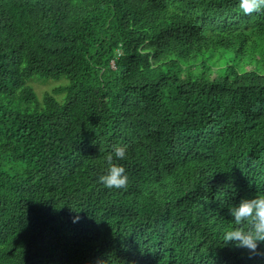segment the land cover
<instances>
[{"label":"trees","instance_id":"16d2710c","mask_svg":"<svg viewBox=\"0 0 264 264\" xmlns=\"http://www.w3.org/2000/svg\"><path fill=\"white\" fill-rule=\"evenodd\" d=\"M217 50L236 63L196 66ZM34 76L68 84L37 102ZM114 145L120 190L98 182ZM261 194L264 8L0 0V264H264L223 243Z\"/></svg>","mask_w":264,"mask_h":264},{"label":"clouds","instance_id":"9594fccd","mask_svg":"<svg viewBox=\"0 0 264 264\" xmlns=\"http://www.w3.org/2000/svg\"><path fill=\"white\" fill-rule=\"evenodd\" d=\"M238 6L244 14H250L264 8V0H238ZM127 146L114 145L105 157L106 171L98 177V182L107 189H124L128 183L125 168L114 162L127 157ZM232 221L237 226L223 233V243L233 242L237 247L245 248L255 254L258 246L264 242V194L251 199H241L229 208ZM74 217L73 222H78ZM249 225L244 228L243 225Z\"/></svg>","mask_w":264,"mask_h":264},{"label":"rangeland","instance_id":"374dc122","mask_svg":"<svg viewBox=\"0 0 264 264\" xmlns=\"http://www.w3.org/2000/svg\"><path fill=\"white\" fill-rule=\"evenodd\" d=\"M195 59L198 62L196 66H201L204 63L213 75H217V71L225 68L227 64L233 65L236 63V60H234V56L231 53H226L220 50H217L214 53H206L197 56ZM244 69L250 71L253 69V65L251 63H246ZM67 84L68 82L64 78L54 80L34 76L27 81L26 86L33 89L37 97V102H41L45 95H52L54 90L64 88ZM53 96L61 103L65 94L61 93Z\"/></svg>","mask_w":264,"mask_h":264}]
</instances>
